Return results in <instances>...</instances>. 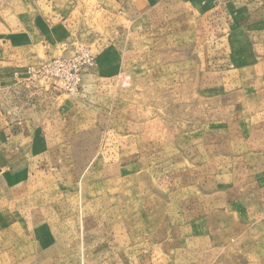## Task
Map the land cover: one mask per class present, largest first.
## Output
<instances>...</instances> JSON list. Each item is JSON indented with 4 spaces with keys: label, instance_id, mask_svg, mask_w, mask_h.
I'll return each mask as SVG.
<instances>
[{
    "label": "rangeland",
    "instance_id": "rangeland-1",
    "mask_svg": "<svg viewBox=\"0 0 264 264\" xmlns=\"http://www.w3.org/2000/svg\"><path fill=\"white\" fill-rule=\"evenodd\" d=\"M96 4L79 92L31 76L0 139V264H264V0Z\"/></svg>",
    "mask_w": 264,
    "mask_h": 264
},
{
    "label": "crops",
    "instance_id": "crops-1",
    "mask_svg": "<svg viewBox=\"0 0 264 264\" xmlns=\"http://www.w3.org/2000/svg\"><path fill=\"white\" fill-rule=\"evenodd\" d=\"M76 1L0 0V122L6 119L8 123L0 129V139L7 140L9 148L15 146L11 144L16 140L35 137L34 119L14 117L18 114V94L42 85L28 75L29 68L53 60L62 53L64 42L75 40L70 36L77 22L69 32L71 17L65 12L72 11V15ZM93 1L97 3L95 11L121 10L140 17L152 10L157 0Z\"/></svg>",
    "mask_w": 264,
    "mask_h": 264
},
{
    "label": "built area",
    "instance_id": "built-area-1",
    "mask_svg": "<svg viewBox=\"0 0 264 264\" xmlns=\"http://www.w3.org/2000/svg\"><path fill=\"white\" fill-rule=\"evenodd\" d=\"M93 55L88 51H77L72 57H58L43 64L38 69H29L33 78H51L54 86L67 93H78L81 87L82 73L92 64Z\"/></svg>",
    "mask_w": 264,
    "mask_h": 264
}]
</instances>
